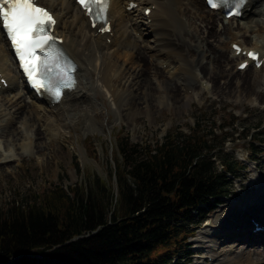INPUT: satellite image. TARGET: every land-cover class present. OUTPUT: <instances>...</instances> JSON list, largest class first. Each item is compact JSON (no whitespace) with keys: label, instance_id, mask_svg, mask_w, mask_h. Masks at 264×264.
<instances>
[{"label":"bare ground","instance_id":"obj_1","mask_svg":"<svg viewBox=\"0 0 264 264\" xmlns=\"http://www.w3.org/2000/svg\"><path fill=\"white\" fill-rule=\"evenodd\" d=\"M129 1H109L111 30L101 33L88 26L73 0H39L54 12L55 32L63 36L65 49L78 65L75 87L65 92L58 103L39 99L26 88L0 28V77L7 83H0V162L17 159L16 148L32 151V143L34 148L40 147L38 130L46 138L68 135L73 127H81L83 133L105 129L110 132L111 124L121 118L136 128V116L143 114L153 119L161 110L159 105L188 107L207 87L213 91L219 88L221 93L226 88L230 90L229 81L219 86L217 79L241 73L236 65L242 57L234 54L232 43L264 53V0H248L242 15L230 19L208 9L204 0H134L137 8L128 10ZM147 7L151 8L148 14L144 12ZM217 19L220 28L215 25ZM196 22L201 23L200 29L193 27ZM225 32L227 36L222 40ZM243 36L251 37L253 42L248 45ZM219 37L221 43L215 48L210 39L215 42ZM204 58L206 65L201 63ZM226 66L229 70H225ZM151 68L153 75L149 77ZM204 72L211 79L201 77ZM260 81L253 83L256 88L263 86V90L264 76ZM197 82L203 90L197 92L198 99L194 90ZM241 85L246 91L251 88L250 80H243ZM257 96L263 98L261 92ZM23 97L28 99V105ZM13 121L18 122L17 128L12 127ZM35 121L39 128L33 127ZM251 178L256 184L254 192L222 204L195 238L194 251H204L210 258L208 264H264V228L253 232V224L245 221L256 215L255 220L264 223V177L257 173ZM230 238L234 240L229 242ZM255 243L263 252L252 249Z\"/></svg>","mask_w":264,"mask_h":264},{"label":"trees","instance_id":"obj_2","mask_svg":"<svg viewBox=\"0 0 264 264\" xmlns=\"http://www.w3.org/2000/svg\"><path fill=\"white\" fill-rule=\"evenodd\" d=\"M230 117L206 130L199 122L187 133L172 128L154 142L116 137V187L94 175L12 201L0 209V262L172 264L186 257L192 226L231 193L244 166L221 153L228 134L216 141V129L224 135L237 120ZM247 131L242 127L236 138L248 141L252 154L264 142Z\"/></svg>","mask_w":264,"mask_h":264},{"label":"rangeland","instance_id":"obj_3","mask_svg":"<svg viewBox=\"0 0 264 264\" xmlns=\"http://www.w3.org/2000/svg\"><path fill=\"white\" fill-rule=\"evenodd\" d=\"M235 24L236 22L233 21L232 25L235 26ZM215 25L221 27L218 19L215 21ZM194 26L195 29H200L201 23L198 25V22H196ZM191 29L193 28L191 27ZM188 30L189 27L186 28V32ZM235 31H238L236 27ZM138 33L139 31L137 35ZM201 34L204 38L206 37L205 34ZM221 35V39L227 36L226 32ZM221 39L219 37L218 40L213 42L211 38L212 46L215 45V48H219ZM242 40L248 45L253 42L251 37L245 38L243 36ZM195 54L197 55V53ZM201 63L206 65V59H202ZM228 68L226 66L225 70H229ZM152 75L153 69L151 68L149 77ZM202 75L200 76L205 79H211L205 72ZM262 76H264V64L259 69L249 66L245 72L242 70L239 75L231 76L230 73L226 76L223 75L217 79L219 86H223L224 82L229 81L232 87L230 90L228 88L224 89L222 93L217 91L219 88L215 90V87V91L204 90L203 92L200 83L197 82V87L194 90L197 94L200 89L203 94L200 95L199 99L197 94L198 100L193 101L192 105L190 103L188 107L180 106L178 108H165L166 106L161 107L159 105V110H161L153 119L143 114L137 115L135 118L136 128H133L127 119L121 118V120L111 124L110 132L105 129V132L89 130L83 133L81 127H73L68 135L62 133L46 138L43 137L42 131L38 130L40 132V136L38 135L40 147L34 148L32 143V151H21L16 148L17 159L0 162V209H3L12 201L20 202L24 201L25 198L30 200L32 194L39 193L43 188L53 183H59L63 187L74 183L83 184L87 183L88 179L94 175H98L108 182L109 186L116 187L111 172L118 159L116 137L122 134L128 135L133 142H154L155 140H161L169 129L178 128L187 133L196 122H199L200 127L206 130L213 125L228 123L231 120L230 114H233L237 118L233 126H236L238 131H241L242 127L248 128V134L256 132V139L260 138L259 140L264 142V89L261 90L263 86L256 88V83H253L254 80L259 82ZM243 80H250L251 88L249 91L242 87L241 82ZM259 85H261V81ZM258 92H261L263 98L257 96ZM23 99L28 105V99L26 97H23ZM106 109L110 110L109 107ZM108 112V116L112 118L113 114L110 111ZM77 124H79V121ZM18 125V122L13 121V128H17ZM233 126H227L225 132H223L224 135L216 129V141L221 140L225 134H228L221 153L233 154L236 158L243 160L246 166L239 171V177L233 179L231 193L223 198L214 210L208 212L201 223L192 226L193 233L188 239L189 252L191 253L184 258L175 259L172 264H208L210 261L207 260L204 251L201 249L194 251V240L199 231L204 228L205 222L219 211L222 204L236 201L242 195L254 192L252 190L255 189L256 184L252 181V174L258 173L260 177H264V143H256L251 154L250 151H247L248 141L236 138L238 131L233 133ZM33 127L35 129L39 128L36 121ZM11 135V138H13V134L10 133ZM3 139L1 137V140ZM37 149H40V151L35 152ZM2 150L3 148L0 146V153H2ZM250 156L257 157L256 161H249ZM0 161H2L1 155ZM242 185L245 186L244 191H242ZM241 221L247 222L248 220L244 221L242 219ZM242 236L244 237V235ZM232 240L234 239L230 238L229 242ZM253 246L254 251L263 252L260 249L262 247L259 248L257 243ZM0 264L4 263L0 262Z\"/></svg>","mask_w":264,"mask_h":264},{"label":"snow or ice","instance_id":"obj_4","mask_svg":"<svg viewBox=\"0 0 264 264\" xmlns=\"http://www.w3.org/2000/svg\"><path fill=\"white\" fill-rule=\"evenodd\" d=\"M241 2L238 0V4ZM78 3L89 15L95 12L96 19H105L109 0H78ZM56 23L52 14L39 6V0H0V25L21 67L34 86L49 90L55 86V95L59 98V86L71 87L72 80L71 65L64 61L62 51L56 47L57 38L51 34ZM105 30L101 28V31ZM249 56L254 58L251 52Z\"/></svg>","mask_w":264,"mask_h":264}]
</instances>
